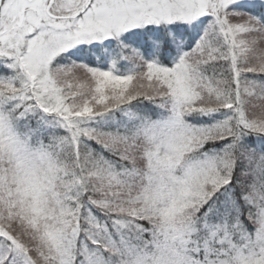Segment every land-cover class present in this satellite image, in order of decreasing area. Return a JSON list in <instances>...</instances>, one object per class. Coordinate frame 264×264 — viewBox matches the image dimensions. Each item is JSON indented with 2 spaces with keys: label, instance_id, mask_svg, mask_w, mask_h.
<instances>
[{
  "label": "snow or ice",
  "instance_id": "1",
  "mask_svg": "<svg viewBox=\"0 0 264 264\" xmlns=\"http://www.w3.org/2000/svg\"><path fill=\"white\" fill-rule=\"evenodd\" d=\"M0 264H264V0H0Z\"/></svg>",
  "mask_w": 264,
  "mask_h": 264
}]
</instances>
